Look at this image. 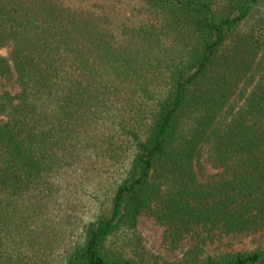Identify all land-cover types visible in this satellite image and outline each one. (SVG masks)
Segmentation results:
<instances>
[{"label":"trees","instance_id":"obj_1","mask_svg":"<svg viewBox=\"0 0 264 264\" xmlns=\"http://www.w3.org/2000/svg\"><path fill=\"white\" fill-rule=\"evenodd\" d=\"M0 117V264H264L137 228L264 229V0H0Z\"/></svg>","mask_w":264,"mask_h":264},{"label":"rangeland","instance_id":"obj_2","mask_svg":"<svg viewBox=\"0 0 264 264\" xmlns=\"http://www.w3.org/2000/svg\"><path fill=\"white\" fill-rule=\"evenodd\" d=\"M1 121V117H0ZM203 172L197 170L198 178L204 180L214 176L218 170L211 168L205 161V151L201 156ZM89 196L84 200L92 209L94 208ZM89 214L84 215L88 219ZM137 228L146 242L150 252L157 256L158 260L174 261L182 255V252L191 245L199 244L206 253L215 251H248L257 246H264V229L255 233L225 234L219 229L207 231L201 227L193 228L177 245H172L165 238L166 227L145 212L138 215Z\"/></svg>","mask_w":264,"mask_h":264}]
</instances>
